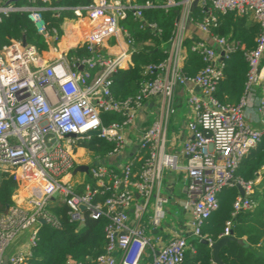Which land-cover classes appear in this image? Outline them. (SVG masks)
Returning <instances> with one entry per match:
<instances>
[{
	"label": "built area",
	"instance_id": "built-area-1",
	"mask_svg": "<svg viewBox=\"0 0 264 264\" xmlns=\"http://www.w3.org/2000/svg\"><path fill=\"white\" fill-rule=\"evenodd\" d=\"M61 1L0 0V23L12 13H27L49 50L57 53L46 60V50L40 51L36 43L24 45L19 38H12L0 49V176L18 182L13 203L0 214V264L30 263L44 225L41 220L56 227L60 224L48 209L56 198L69 206L74 221L84 222V213L108 219L106 252L89 263L69 259L67 264H143L149 249V264H184L187 251H195L185 235L176 234L156 248L146 233L149 226L159 228L167 216L170 198L163 192L166 170H186L184 207L192 215V235L207 239L209 245L214 242L202 234V227L219 208V193L224 188L241 186L245 195L235 199L232 218L226 221L221 238L231 234L240 212L258 206L252 197L255 179L236 177V171L264 137V0H92L76 7ZM158 8L177 11L174 35L159 46L166 58L146 64V79L139 92L118 100L112 93V75L133 66L134 54L143 49L121 21L132 15L142 30L160 36L159 24L144 16V10ZM197 8L202 13L200 20L194 15ZM45 12H51L55 19L66 13L65 20L77 22L70 29L77 31L78 39L63 49L65 31L60 34L56 27L49 28ZM229 13L250 16L262 28L257 47L246 53L249 72L245 94L237 105L223 104L215 96L224 78L225 60L239 48L213 33L220 15ZM190 25L205 35L192 46L205 63L194 76L183 71ZM121 36L126 42L124 50L116 54L104 51L110 38ZM148 41L152 39L144 42ZM83 46L91 56H69V51ZM187 84L198 87L199 93L193 91L188 98L192 118L188 123L190 136L183 147L187 162L181 166L179 156L167 150V132L176 112L175 93ZM155 98L159 114L141 133L137 150L120 172L100 161L92 165L83 162L85 153L79 151L86 148L81 142L93 137L115 144L107 157H117L131 147L129 131L144 104ZM254 99H258L259 129L246 117ZM106 113L121 114L124 119L106 124ZM92 131L100 132L94 136ZM136 161L143 162L138 172H134ZM81 165H88L91 181L73 184L71 171L82 172L78 171ZM22 232L28 234L26 242L10 251Z\"/></svg>",
	"mask_w": 264,
	"mask_h": 264
},
{
	"label": "trees",
	"instance_id": "trees-1",
	"mask_svg": "<svg viewBox=\"0 0 264 264\" xmlns=\"http://www.w3.org/2000/svg\"><path fill=\"white\" fill-rule=\"evenodd\" d=\"M91 1L62 0L61 4L76 7L88 5ZM65 14L63 13L60 19H55L51 16V12H45L44 16L49 23V28L56 27L62 34ZM194 15L199 20L202 17V13L199 12L198 8L195 9ZM144 16L148 20L158 23L162 28V33L160 36L150 35V33L140 28L139 20L132 15L121 21V24L131 32L137 44L152 39L156 46L147 47L135 53L133 66L119 70L112 75V93L118 100L133 97L139 92L141 84L146 79L143 74L145 65L151 62L157 63L166 58V54L159 46L161 43L169 41L176 29V9L170 11L159 8L146 9L144 10ZM261 31L260 23L250 16H240L235 13L220 15L219 23L217 27L213 28V33L239 45V48L225 60L224 78L220 81L215 93L216 98L221 103L237 105L244 96L249 72L246 53L257 47V39ZM12 38H26L28 42L36 43L40 51L49 50L43 36L37 33L34 25L28 19L27 13L24 12L12 13L0 23V49L9 43ZM198 39L197 36H187L185 39L187 56L183 71L189 76L198 74L205 66L200 53L192 50V46ZM69 56L89 57L91 53L83 46L69 51ZM103 117L106 124L121 122L124 119L121 114L116 113H106ZM114 147L113 142L98 137H93L85 145L87 152H91L96 161L106 159L108 153ZM80 151L82 152V150ZM142 163V161L135 162L134 172L141 169ZM263 166L264 137L259 145L243 159L236 171V177L246 181L254 180ZM92 182L94 183V181ZM17 190V181L12 177L0 176V214L6 210L8 205L13 203V195ZM239 195L240 192L237 186L226 187L219 193V208L202 227L204 236H207L213 242L221 238L220 235L225 229L226 221L232 218L233 203ZM258 207L259 205L256 208L257 211L263 214L264 206ZM48 209L60 224L58 227L51 224L42 225L38 234L37 246L29 264H67L69 259L89 263L106 252L107 237L105 228L108 224L107 218L94 219L88 213H84V222L74 221L69 214V206L63 202L52 204ZM246 214L252 213L240 212L235 219H241ZM233 231L238 238H241L245 233L248 234V243L229 242L220 252L224 264H264V255H259L252 247L261 242V236L252 234L251 231L241 232L238 227L233 228ZM191 243L195 247V251H187L184 264H217L213 259L209 243L197 238L192 239Z\"/></svg>",
	"mask_w": 264,
	"mask_h": 264
},
{
	"label": "crops",
	"instance_id": "crops-1",
	"mask_svg": "<svg viewBox=\"0 0 264 264\" xmlns=\"http://www.w3.org/2000/svg\"><path fill=\"white\" fill-rule=\"evenodd\" d=\"M83 25L88 26L87 21H82ZM77 26V22L73 20H65L63 24V32L65 31L66 38L69 39V43L78 39V33L74 29H70L71 26ZM186 36L204 38L205 35L199 31L195 26L190 25L186 31ZM65 40V39H64ZM66 42V40H65ZM67 43V42H66ZM126 48V42L124 37L116 39L112 37L108 40L105 52L116 54ZM46 60H51L56 57L55 52L46 50L44 52ZM199 93V89L191 84L180 86L175 93V107L176 112L172 115L167 132V150L170 153L177 154L179 156V164L184 166L186 164V157L183 154L184 143L190 136L188 129V123L192 118V110L188 104V98L192 92ZM157 107V109H156ZM159 114V100L152 99L147 101L143 108L139 111L138 117L129 131V137L132 141V146L127 148L121 155L117 157H107L104 160H100L101 163L108 165L111 168L120 172V168L130 159L131 155L137 150L138 138L141 133L152 123V121ZM246 117L249 124L253 128H261L260 115L258 112V99L253 100V104L246 110ZM85 152V149H82ZM82 152L79 151V154ZM85 161V160H84ZM96 161V160H95ZM188 176L184 168L179 170H166L163 192L169 196L170 202L167 206V216L163 221V224L159 228L149 226L146 230L156 248L167 244V242L176 234L185 235L188 241L191 243L195 237L192 235V215L188 209H185L184 202L187 194ZM240 192V191H239ZM264 192V168H262L255 178L254 193L252 197L258 201ZM221 193V192H220ZM139 198V197H137ZM61 198H56L52 204L61 202ZM258 207V208H259ZM257 208V207H256ZM248 210L252 214L244 215L241 219H235L234 227H238L241 232L251 231L252 234L260 235L261 242L252 247L259 255H264V213L261 214L257 209ZM243 212V211H242ZM132 219L134 218V207L130 211ZM254 213V214H253ZM239 215V214H238ZM235 234V233H234ZM27 233L21 234L20 238L23 239L20 244H17L15 250H18L24 245L27 240ZM237 237V235L235 234ZM238 238V237H237ZM244 243H248V234H243L240 238ZM149 258V259H148ZM150 260L148 262V260ZM147 261V262H146ZM152 261V253L149 249L143 260V264H149ZM146 262V263H145Z\"/></svg>",
	"mask_w": 264,
	"mask_h": 264
},
{
	"label": "rangeland",
	"instance_id": "rangeland-1",
	"mask_svg": "<svg viewBox=\"0 0 264 264\" xmlns=\"http://www.w3.org/2000/svg\"><path fill=\"white\" fill-rule=\"evenodd\" d=\"M65 39H66V42L69 41L68 38L65 37ZM155 46H156V44H155L154 41H148V42L141 41L138 44V47L139 48H143V49L144 48H147V47H155ZM48 51H50V50H48ZM156 109H157V107H156ZM89 141L90 140H84L83 142H81V145L83 144L85 146ZM82 153H85V154H83L85 156V159H84L85 161H83V162H86L87 164H90V165H92L95 162L94 156H93V154L91 152H87V150H86L85 152L82 151ZM71 173H72L71 183H73V184H78L79 181L80 182L81 181H86V182L87 181H90V176L87 173H84V172L75 173V170H72ZM259 203H260V206L261 205L264 206V192L261 195V197L259 198ZM148 215L149 214H147L146 217L144 218V223L145 224H148V221H149ZM21 234H23V232L20 233L15 238V240L12 242V244L10 246V251H14L16 249V247L18 246L17 244H20L19 242H22L23 241V239L20 238Z\"/></svg>",
	"mask_w": 264,
	"mask_h": 264
},
{
	"label": "water",
	"instance_id": "water-1",
	"mask_svg": "<svg viewBox=\"0 0 264 264\" xmlns=\"http://www.w3.org/2000/svg\"><path fill=\"white\" fill-rule=\"evenodd\" d=\"M23 42H24V45L28 44V41H27L26 38L23 39ZM51 45H52V47H55V42L52 41ZM82 68H83L82 66H79V69H82ZM99 132L100 131H92V132H90V134L96 136ZM71 136H76V134H71ZM88 170H89L88 165H81V166L78 167V171H82V172L87 173ZM237 187H238V189L240 191V194L242 196H244L245 192H244L243 188L241 186H237ZM121 188H124V186L122 185ZM81 208H82V210H85V206H82ZM41 222L43 224H46L45 220H41ZM202 241L205 242V243H209V241L207 239H203ZM231 241H238L240 243H244V241L242 239L237 238L235 236L234 231L232 230L231 234L229 236L222 237L218 241H216V242H214L213 244L210 245L211 249H212L213 259H214V261L217 264H224V262H223V260H222V258L220 256V252ZM5 259H7V257Z\"/></svg>",
	"mask_w": 264,
	"mask_h": 264
},
{
	"label": "bare ground",
	"instance_id": "bare-ground-1",
	"mask_svg": "<svg viewBox=\"0 0 264 264\" xmlns=\"http://www.w3.org/2000/svg\"><path fill=\"white\" fill-rule=\"evenodd\" d=\"M66 40V39H65ZM71 43H69V41L66 43L65 41L64 42H62V44H61V46H62V48L64 49V48H66L68 45H70Z\"/></svg>",
	"mask_w": 264,
	"mask_h": 264
}]
</instances>
